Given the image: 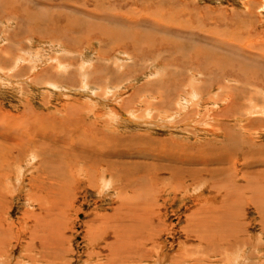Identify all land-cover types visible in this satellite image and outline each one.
Listing matches in <instances>:
<instances>
[{"label": "rangeland", "instance_id": "obj_1", "mask_svg": "<svg viewBox=\"0 0 264 264\" xmlns=\"http://www.w3.org/2000/svg\"><path fill=\"white\" fill-rule=\"evenodd\" d=\"M33 113L116 166L55 190L12 159L0 264H264V0H0V114Z\"/></svg>", "mask_w": 264, "mask_h": 264}, {"label": "bare ground", "instance_id": "obj_2", "mask_svg": "<svg viewBox=\"0 0 264 264\" xmlns=\"http://www.w3.org/2000/svg\"><path fill=\"white\" fill-rule=\"evenodd\" d=\"M36 115L34 113L31 116H29V115L12 116V115L0 114V190H1V188L5 187L7 185L6 184L7 179H11L10 181H12V182H14V181L16 182L17 180L19 181L18 178L14 177V175H12V172H11L12 161L11 160L14 158L20 157L21 154H23V153H26V151L29 150L28 148L32 149L31 151H29L32 156L27 157V158H30L31 162H34L35 159H37L36 156H40V158H39L40 160H38V161L41 164H46L44 166L45 167L44 175L47 179H49V182L51 183V185H53L52 188H54L55 186H57V187L61 186L60 188H64L67 185H71L73 187H76V186H78L79 183H85L89 187V185L93 182V180L97 177V175L104 176L105 174L103 175V173L105 170L106 171L108 170L110 173L112 171V169H114V167L112 166V163H115V162H111L110 161L111 156L103 153L102 151L113 149L117 145V143L120 141V139L118 137H115V136L110 137L107 134H101L98 132L99 130L94 131V129L91 128V125H90V127H89V125H88V127H84V121L83 120H74L73 119L72 122H75V123L80 125L79 128H76V127L70 128V126H69V129H71L77 133L76 138H66V136L64 135L65 138L60 140V137H58L59 140L62 142V144H61L62 147L57 149V147L54 146L57 143L55 142V139L52 137L51 134H49L50 132L48 131L49 128H51V127L54 128L53 126H54L55 122H53L52 119L49 117L39 116L38 114H36ZM70 120H72V119L66 118L65 120H62L61 122H63V123L65 122L63 126H65V125L68 126L67 121L70 122ZM57 124H59V123H57ZM57 124H56V127L58 126ZM59 126L57 128H61L60 131L62 132V130H64L62 128L63 126L62 125H61L62 127L61 126L59 127ZM94 128L98 129L96 127H94ZM57 131H58V129H57ZM100 131L102 132V130H100ZM64 132L65 131H63L62 133L64 134ZM69 132H70V130H69ZM72 133H74V132H72ZM47 140L49 141L50 144H47V142H48ZM58 146H60V144ZM227 146H228V144L225 143V145H223V147L221 149L223 151H225V154H227L228 156L229 155L233 156L234 154L231 155V153H230L232 151V149L227 147ZM174 148L175 147H173V149ZM44 153L47 155H50L51 157H48V159L44 158V156H46V155H44ZM149 154H151V152ZM149 154H148V157L152 158L153 156H151ZM52 156H54V157H52ZM226 156L224 158H226ZM22 157H24V156H22ZM64 158L67 159L65 164H64V162L61 163ZM222 158H223V156H222ZM216 159L220 160L218 158H216ZM51 160H55L56 165H59L61 167V164H62L63 166H66V168H64V167L59 168V166L57 168V167H54V165L53 166L50 165L49 163ZM228 160H230V159H227V161ZM14 161H16V160H14ZM59 161H61V162H59ZM39 162H37V163H39ZM225 162L223 161L222 163H225ZM121 163L124 164V167L126 166V169L124 168L125 171H123V170L118 171L116 173V177L119 176V178L123 179L125 181V183H128V181H127L128 177L127 178L122 177L121 175H124L126 172H128L127 169L134 168L137 171V168L134 165L130 164V162H121ZM219 163H221V162H219ZM115 166H116V163H115ZM195 166H199V165H195ZM205 166L203 168H207V166L206 167ZM24 167H25L24 169L22 167V169H23L22 173H24L25 170L28 169L29 164H27V162H26V164H24ZM221 167L222 166H219L220 169H221ZM197 169H198V167H197ZM197 169L192 165H190V166L186 165V166H178V167L172 166V167H170V170L168 169L167 171L169 172L170 177L177 176L180 179V178L185 177V176H189V177L196 176L198 174ZM135 170L132 169V172L133 171L135 172ZM209 171L210 170L208 169V172ZM22 173L20 175H22ZM201 174L203 175V173H201ZM131 175H133V174H131ZM206 175H207V173L203 176H206ZM97 178H99V177H97ZM35 180H36V178H35ZM36 181H38V180H36ZM8 183H9V181H8ZM54 189L56 190V188H54ZM147 189L150 192L152 191L151 192L152 194L155 193V190L152 189L151 187H147ZM59 191H61V190H59ZM173 191H174V188H173ZM2 192H5V190ZM53 192H55V191H53ZM0 196H1V194H0ZM32 198H34V197H31V199ZM40 206H42V205H40ZM199 228H200V226H199ZM197 229H198V227H197ZM208 231H210V230H208ZM200 236H202V235H200ZM203 239H204V237H203Z\"/></svg>", "mask_w": 264, "mask_h": 264}]
</instances>
